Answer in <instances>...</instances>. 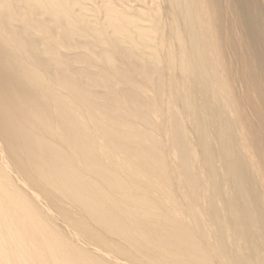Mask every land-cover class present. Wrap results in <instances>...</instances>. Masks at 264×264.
Here are the masks:
<instances>
[{
    "label": "bare ground",
    "instance_id": "1",
    "mask_svg": "<svg viewBox=\"0 0 264 264\" xmlns=\"http://www.w3.org/2000/svg\"><path fill=\"white\" fill-rule=\"evenodd\" d=\"M0 264H264V0H0Z\"/></svg>",
    "mask_w": 264,
    "mask_h": 264
}]
</instances>
